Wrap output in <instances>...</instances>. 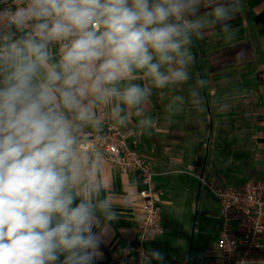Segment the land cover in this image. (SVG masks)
Returning a JSON list of instances; mask_svg holds the SVG:
<instances>
[{"label":"clouds","instance_id":"obj_1","mask_svg":"<svg viewBox=\"0 0 264 264\" xmlns=\"http://www.w3.org/2000/svg\"><path fill=\"white\" fill-rule=\"evenodd\" d=\"M240 8V0H0V264H95L121 215L96 136L133 122L150 133L153 92L188 84L195 41L214 28L231 38ZM196 89L173 96L168 113L206 103ZM128 206L125 194L119 209ZM154 261L165 264L161 250L141 251L140 264Z\"/></svg>","mask_w":264,"mask_h":264},{"label":"crops","instance_id":"obj_2","mask_svg":"<svg viewBox=\"0 0 264 264\" xmlns=\"http://www.w3.org/2000/svg\"><path fill=\"white\" fill-rule=\"evenodd\" d=\"M240 4L231 21V38L214 28L195 41L188 84L153 92L147 110L157 126L141 134L134 122L129 125L137 134L135 150L154 173L164 229L144 247L161 250L165 264H206L214 256L222 223L219 207L213 194V210L204 206L202 221H195L197 187L206 182L213 193L219 184L240 187L252 177L264 179V0ZM200 77L207 80L204 89H196ZM190 87L206 103L196 107L190 102L180 113H168L172 97L187 98ZM107 181L121 215L112 223L113 235L101 244L103 255L95 264H116L120 251L137 243L139 179L108 163ZM125 194L129 206L119 209ZM260 243L264 252V231Z\"/></svg>","mask_w":264,"mask_h":264},{"label":"built area","instance_id":"obj_3","mask_svg":"<svg viewBox=\"0 0 264 264\" xmlns=\"http://www.w3.org/2000/svg\"><path fill=\"white\" fill-rule=\"evenodd\" d=\"M100 150L113 167L135 174L141 185L135 247H124L116 264H140L144 243L163 234L159 196L149 164L135 150L137 134L132 129L105 126L96 136ZM222 220L214 256L206 264H264L260 243L264 231V179L252 177L240 187L219 184L213 189Z\"/></svg>","mask_w":264,"mask_h":264},{"label":"rangeland","instance_id":"obj_4","mask_svg":"<svg viewBox=\"0 0 264 264\" xmlns=\"http://www.w3.org/2000/svg\"><path fill=\"white\" fill-rule=\"evenodd\" d=\"M209 185L206 182H203L201 187H197V193H196V199H197V206H196V215H195V221L197 219V221H202V219L200 218L202 215V211L204 206L209 208L210 210H213V205H214V196L213 193L211 191V189H209L210 187H208ZM208 189V190H207ZM206 196L209 198L207 199ZM207 225V235L208 237L211 236V230L208 228H212L209 227L208 224H210L209 222L206 223Z\"/></svg>","mask_w":264,"mask_h":264}]
</instances>
